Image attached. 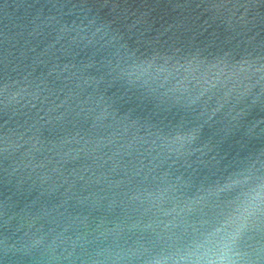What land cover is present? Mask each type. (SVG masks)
Returning <instances> with one entry per match:
<instances>
[{"label":"water","instance_id":"water-1","mask_svg":"<svg viewBox=\"0 0 264 264\" xmlns=\"http://www.w3.org/2000/svg\"><path fill=\"white\" fill-rule=\"evenodd\" d=\"M261 173V0H0V264L227 255Z\"/></svg>","mask_w":264,"mask_h":264},{"label":"snow or ice","instance_id":"snow-or-ice-1","mask_svg":"<svg viewBox=\"0 0 264 264\" xmlns=\"http://www.w3.org/2000/svg\"><path fill=\"white\" fill-rule=\"evenodd\" d=\"M252 2V0H249ZM264 3V0H261ZM247 179H253L249 176ZM258 181V187L262 195L260 196L259 204L253 201L248 208L245 209L244 213V223L240 224L229 236L226 237L225 247L228 251L240 250L247 254V258L256 257L259 260V264H264V173H261L259 177L255 178ZM221 193L224 194L221 203L209 204L203 203L202 206L200 201H197L195 205L187 208V215L190 220L197 221L198 219L219 217L222 215L224 208L230 206L231 201L228 197L231 195L230 186L226 185L219 189ZM223 205V207H222ZM188 228L197 230L195 228V223H188ZM254 234L260 236L261 248L259 251L252 249L251 253L247 249L251 248L249 241L253 238ZM217 251H220L217 248Z\"/></svg>","mask_w":264,"mask_h":264},{"label":"clouds","instance_id":"clouds-1","mask_svg":"<svg viewBox=\"0 0 264 264\" xmlns=\"http://www.w3.org/2000/svg\"><path fill=\"white\" fill-rule=\"evenodd\" d=\"M187 264H246L247 254L238 249L228 251L227 255L223 256L217 249L204 255H188L181 257Z\"/></svg>","mask_w":264,"mask_h":264}]
</instances>
